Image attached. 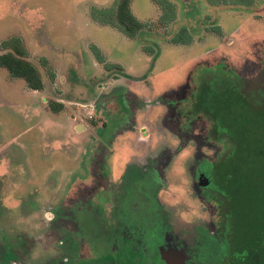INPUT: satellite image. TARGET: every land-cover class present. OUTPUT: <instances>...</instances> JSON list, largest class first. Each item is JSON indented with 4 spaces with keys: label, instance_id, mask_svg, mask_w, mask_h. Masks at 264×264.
Returning <instances> with one entry per match:
<instances>
[{
    "label": "rangeland",
    "instance_id": "obj_1",
    "mask_svg": "<svg viewBox=\"0 0 264 264\" xmlns=\"http://www.w3.org/2000/svg\"><path fill=\"white\" fill-rule=\"evenodd\" d=\"M115 1L0 0V44L20 38L44 80L43 90L33 92L0 67V259L10 247L30 264H55L63 256L105 258L114 192L123 191L122 173L141 171L146 160L156 159L165 218L171 214L205 229L203 220L223 221L229 209L217 188L218 165L211 169L209 202L197 198L193 175L199 161L232 149V136L248 121L236 104L222 115L221 104L235 94L218 83L243 93L264 89V0H169L175 20L186 21L188 40L149 36L155 54L140 41L142 32L127 37L99 19ZM227 3L244 8H224ZM130 8L147 33L179 31L173 22L160 24L163 12L153 0H131ZM220 62L222 72L211 70L195 81L202 67ZM149 69L151 87L125 84L124 76L132 80ZM58 103L63 108L56 112L51 105ZM73 125L80 126L75 131ZM122 129L124 139L118 137ZM145 175L139 172V180ZM138 198L131 200L133 210L121 208L115 219L127 211L141 218ZM46 209L56 213L50 223ZM228 222L230 239L251 243L252 232L239 231L238 217L228 216Z\"/></svg>",
    "mask_w": 264,
    "mask_h": 264
},
{
    "label": "trees",
    "instance_id": "obj_2",
    "mask_svg": "<svg viewBox=\"0 0 264 264\" xmlns=\"http://www.w3.org/2000/svg\"><path fill=\"white\" fill-rule=\"evenodd\" d=\"M153 1L159 5L163 12L159 19L160 24L166 26L169 23H174L176 17L174 4L169 0ZM130 2L131 0H116L112 9L103 11L102 15L100 14L101 18L94 14V18L98 17L102 22L114 25L127 37H136L142 32L140 41L153 54H155L154 49L150 48L147 43L149 42L147 40L149 36L153 39L161 38L174 42L188 40L185 38L187 36L186 24L180 25L178 27L179 31H173L172 33L145 32L146 25L133 15ZM223 6H228L224 8H244L228 3ZM177 33H181V36ZM0 48L2 50L0 53V67L5 68L11 77L23 79L29 89L43 90L44 80L41 72L38 66L29 59L28 50L20 38L11 37L4 40L0 44ZM43 62L46 63L44 59H42ZM222 69L221 62L213 67H202L195 73V81L199 83L198 79L202 74H209L212 72L211 70L222 72ZM147 74H144L140 79L146 78ZM50 77L53 78V73L50 74ZM218 84L221 87L225 85L224 89L230 88L235 94L227 97V101L221 104L223 107L222 115L225 118L229 116L232 107L236 104L238 107L243 108L242 117H248V121L243 130L237 133L238 135L232 136V149L226 151L224 155L221 153L220 158L212 160L210 168L213 171H215L217 165L220 168L217 188L224 195L226 204L229 207L227 211L224 210V214L239 218V224L237 225H239V231H243V234L252 232L253 237L250 244H238L236 242L238 255L243 257V264H264V89L259 88L250 91V93H243L240 89L232 88L231 85H226V83ZM51 107L58 112L63 108V104H52ZM248 112L250 113L248 114ZM227 124H229V120H227ZM104 126L106 125L104 124ZM245 201L253 204L255 213L244 209L246 207ZM216 202L218 206H222V203L219 202L218 204V201ZM233 231L235 232L236 229ZM7 258L8 260L16 259L12 247L7 251Z\"/></svg>",
    "mask_w": 264,
    "mask_h": 264
},
{
    "label": "flooded vegetation",
    "instance_id": "obj_3",
    "mask_svg": "<svg viewBox=\"0 0 264 264\" xmlns=\"http://www.w3.org/2000/svg\"><path fill=\"white\" fill-rule=\"evenodd\" d=\"M155 160L148 162L146 160L141 170L146 173V181L139 180L140 168L122 173V181L118 183L123 189L121 193L114 192L117 182L115 179L112 181V193L114 192L119 201L117 200L118 204L117 202L112 204L113 211L109 216L110 247L107 248V256L94 258L91 262L81 256L74 258L63 256L62 259L56 258L55 264H243V257L238 255L237 243L230 239L233 227L228 222V215L222 213L223 221L216 219L211 221L206 218L201 225L205 229L195 228L194 225L187 226L180 220H174L171 214L168 218L162 215L159 196L162 189L161 176L159 169H153ZM211 163L212 160L209 159L199 161L193 175L199 193L202 194L197 192L196 196L205 203L209 202L210 190L213 188ZM200 175L206 177L212 184L208 187L202 186L199 182ZM134 196L140 200L138 207L142 209L141 218L138 220L131 218L130 216L136 215L130 213L129 216L127 211L123 219L122 216L115 219L119 209H132V206H135L134 201H131ZM122 209L119 211L123 212ZM126 223L130 225L127 227ZM125 228L128 229L127 235L123 233L120 235V231ZM117 235L120 240H115ZM140 238L144 248L137 245ZM64 244L63 242L61 245ZM26 260V257L10 260L1 258L0 264L31 263L30 260Z\"/></svg>",
    "mask_w": 264,
    "mask_h": 264
},
{
    "label": "crops",
    "instance_id": "obj_4",
    "mask_svg": "<svg viewBox=\"0 0 264 264\" xmlns=\"http://www.w3.org/2000/svg\"><path fill=\"white\" fill-rule=\"evenodd\" d=\"M190 5L192 4V3H189ZM188 8H189V6H188ZM182 24H186V21H182V20H175L174 21V23H173V27L174 28H178V27H180V25H182ZM173 28V29H174ZM226 40V39H225ZM146 73H150V71L148 72H146ZM146 73H143L140 77L139 76H136V75H132L131 77H132V80H129L128 78V75H126V76H124L123 78H125V84H127L129 87H134L135 85H137V86H140V85H142V86H150L151 87V84H152V79H154L153 77H150L148 74H147V76H146V78H144V79H140L144 74H146ZM151 78V79H150ZM148 80H150V81H148ZM132 82H134V83H132ZM135 82H141V83H135ZM146 82H149V83H146ZM27 89H29V88H27ZM30 90H32V89H30ZM33 92H37V90H32ZM42 104H44L45 105V100L43 99V103ZM80 125H73L72 126V128L76 131V129L79 127ZM66 131H65V133L67 134V137L69 136H72V131L71 130H67V129H65ZM124 133H125V130L124 129H122L121 130V132H119V134H118V137H121V139H124V138H122V137H124ZM140 137V136H139ZM142 138H143V136H141ZM60 147V146H59ZM124 152H126V151H130V154H131V152L133 151V150H129V149H125V150H123ZM14 215H17L15 212L13 213ZM45 217H46V219H47V221H48V223H50V222H52L53 220H51V215L53 216H55V214H53L52 213V211L51 210H45ZM43 214V215H44ZM49 216V217H48ZM51 220V221H50Z\"/></svg>",
    "mask_w": 264,
    "mask_h": 264
},
{
    "label": "water",
    "instance_id": "obj_5",
    "mask_svg": "<svg viewBox=\"0 0 264 264\" xmlns=\"http://www.w3.org/2000/svg\"><path fill=\"white\" fill-rule=\"evenodd\" d=\"M199 182L202 186H205V187H208L212 184L211 181H209L206 177H202L201 175L199 178Z\"/></svg>",
    "mask_w": 264,
    "mask_h": 264
}]
</instances>
